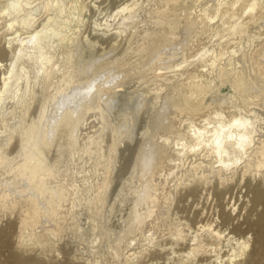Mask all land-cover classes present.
<instances>
[{
    "label": "bare ground",
    "instance_id": "6f19581e",
    "mask_svg": "<svg viewBox=\"0 0 264 264\" xmlns=\"http://www.w3.org/2000/svg\"><path fill=\"white\" fill-rule=\"evenodd\" d=\"M91 2L0 0V264H264V0Z\"/></svg>",
    "mask_w": 264,
    "mask_h": 264
},
{
    "label": "rangeland",
    "instance_id": "374dc122",
    "mask_svg": "<svg viewBox=\"0 0 264 264\" xmlns=\"http://www.w3.org/2000/svg\"><path fill=\"white\" fill-rule=\"evenodd\" d=\"M94 1H96V0H94ZM123 1H127V0H99V2L97 3L99 5L98 10H96L92 7L93 2H91L92 4L90 3L91 4L90 6L93 9H91L92 11L88 10V12L85 13L84 25L82 26V32L84 33V37L88 36V35L92 36L93 29L95 27L94 21L97 17L103 18L102 24H104L103 22H105L106 19H108V21L111 24L117 25V23H119L120 18L119 17L116 18V17H112V16L115 15L116 11L118 10L117 6H119ZM128 1H130V0H128ZM120 22H121V20H120ZM105 32L108 33L106 30L100 31V33H105ZM109 40H111V38ZM84 47L86 48V53L83 56L84 61H90L91 60L92 62H96V60L99 58L103 57V59H107L110 57V56H106L109 53V47H110L109 43H106V44H96L94 42H91L89 44L84 43ZM230 91H231V88L228 85H226L222 88V94H228ZM147 112H149V110ZM145 124H146L145 113H143L141 115V119L137 125L133 124V122L130 120L128 121L127 126L129 127V130L133 134V136H134L133 138H134L135 142H139L142 139V133L144 131ZM60 139H61V145L62 144L66 145L67 138L61 137ZM121 142H123V139H120V145L122 147H124L125 143L124 142L121 143ZM120 163L123 164V161L120 160ZM131 173H132V170L129 169L125 173L124 176L117 179L114 186L118 185L119 183H123V182L127 181L128 178L130 177ZM213 212H214V209H212L210 204L208 203L207 204V210L205 211V213L206 214L208 213L209 215H211V214H213ZM8 254H9L8 250H4L2 255L4 258H6L8 256ZM51 255L52 254H50V253L47 254V252L41 253V256L46 257V258L50 257ZM64 259L65 258L60 257V260H64Z\"/></svg>",
    "mask_w": 264,
    "mask_h": 264
}]
</instances>
